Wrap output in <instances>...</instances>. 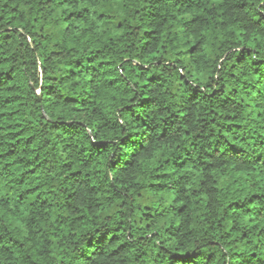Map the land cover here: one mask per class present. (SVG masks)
Masks as SVG:
<instances>
[{"label":"clouds","instance_id":"obj_1","mask_svg":"<svg viewBox=\"0 0 264 264\" xmlns=\"http://www.w3.org/2000/svg\"><path fill=\"white\" fill-rule=\"evenodd\" d=\"M0 264H264V0H0Z\"/></svg>","mask_w":264,"mask_h":264}]
</instances>
